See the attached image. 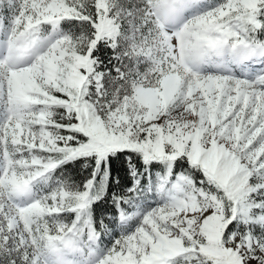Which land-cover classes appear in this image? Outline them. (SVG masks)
<instances>
[{
    "label": "snow or ice",
    "instance_id": "snow-or-ice-1",
    "mask_svg": "<svg viewBox=\"0 0 264 264\" xmlns=\"http://www.w3.org/2000/svg\"><path fill=\"white\" fill-rule=\"evenodd\" d=\"M0 264H264V0H0Z\"/></svg>",
    "mask_w": 264,
    "mask_h": 264
},
{
    "label": "trees",
    "instance_id": "trees-1",
    "mask_svg": "<svg viewBox=\"0 0 264 264\" xmlns=\"http://www.w3.org/2000/svg\"><path fill=\"white\" fill-rule=\"evenodd\" d=\"M114 167H115V168H121V167H122V165H121V164H119V163H117V164H115V165H114ZM73 175H77V174H76V173H73Z\"/></svg>",
    "mask_w": 264,
    "mask_h": 264
}]
</instances>
